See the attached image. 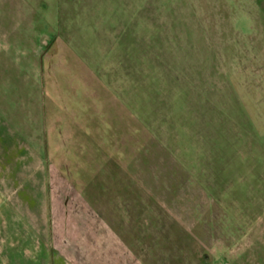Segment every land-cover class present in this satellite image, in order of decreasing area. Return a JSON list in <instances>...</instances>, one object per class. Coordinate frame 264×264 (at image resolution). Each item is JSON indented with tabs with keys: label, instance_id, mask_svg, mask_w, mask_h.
<instances>
[{
	"label": "rangeland",
	"instance_id": "rangeland-1",
	"mask_svg": "<svg viewBox=\"0 0 264 264\" xmlns=\"http://www.w3.org/2000/svg\"><path fill=\"white\" fill-rule=\"evenodd\" d=\"M0 264H264V0H0Z\"/></svg>",
	"mask_w": 264,
	"mask_h": 264
}]
</instances>
